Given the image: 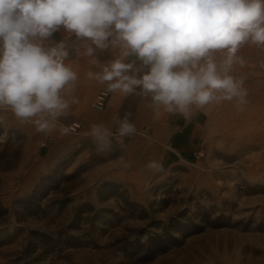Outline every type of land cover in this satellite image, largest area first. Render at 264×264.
Instances as JSON below:
<instances>
[{"label":"rangeland","instance_id":"rangeland-1","mask_svg":"<svg viewBox=\"0 0 264 264\" xmlns=\"http://www.w3.org/2000/svg\"><path fill=\"white\" fill-rule=\"evenodd\" d=\"M240 55L247 105L207 106L199 151L147 182L94 156L25 183L39 146L0 111V264H264V53Z\"/></svg>","mask_w":264,"mask_h":264},{"label":"clouds","instance_id":"clouds-1","mask_svg":"<svg viewBox=\"0 0 264 264\" xmlns=\"http://www.w3.org/2000/svg\"><path fill=\"white\" fill-rule=\"evenodd\" d=\"M61 32L63 39H52ZM72 37L76 55L99 68L87 78L104 85V94L140 96L186 121L224 102L242 111L249 93L235 70L248 64L245 46L264 53V0H0V111L38 133L76 131V122H61L79 103L72 95L79 76L66 63ZM117 50L104 62L96 55ZM130 116L117 117L115 131L91 126L99 151L136 134ZM146 167L163 170L156 160Z\"/></svg>","mask_w":264,"mask_h":264},{"label":"crops","instance_id":"crops-1","mask_svg":"<svg viewBox=\"0 0 264 264\" xmlns=\"http://www.w3.org/2000/svg\"><path fill=\"white\" fill-rule=\"evenodd\" d=\"M63 38L61 32L54 34L52 39L59 41ZM74 40L72 37L68 41L70 55L66 63H70L79 76L77 87L72 93L78 98L79 103L72 105L70 115L61 118V122L64 124L76 122L81 128L77 133L69 135H60L58 130L44 134L36 132L31 122L16 119L17 128L28 138L30 144L39 146L40 151L25 183L35 181V177H40L63 161H83L94 156L97 160L104 161L99 170L109 177L123 178L127 182H147L183 164L186 152L199 151L202 138L200 128L206 116L203 110H194L191 119L186 121L178 115H170L162 110L154 111L150 107L149 99L136 95L125 97L118 93H109L110 98L104 109L93 108L94 100L104 92L105 86L87 78L89 70L99 71V68L90 63L91 57L76 55L72 47ZM96 55L104 62L115 58L118 50L105 53L97 51ZM128 59L131 61L135 58ZM127 113H131L129 120L135 125L136 134L125 138L123 146H118L114 139L112 150L99 151L89 135L91 126L100 124L115 131L116 118L123 119ZM152 160L161 162L163 170L159 172L149 170L146 165Z\"/></svg>","mask_w":264,"mask_h":264},{"label":"built area","instance_id":"built-area-1","mask_svg":"<svg viewBox=\"0 0 264 264\" xmlns=\"http://www.w3.org/2000/svg\"><path fill=\"white\" fill-rule=\"evenodd\" d=\"M109 98H110L109 94H104V92H101L94 100L92 107L99 110L104 109L108 104ZM80 128L81 125L79 124V127L76 129L74 133H77Z\"/></svg>","mask_w":264,"mask_h":264}]
</instances>
